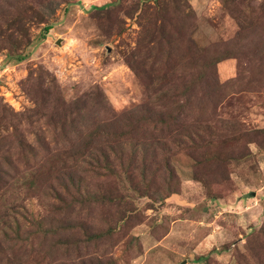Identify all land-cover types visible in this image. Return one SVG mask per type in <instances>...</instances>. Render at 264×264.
Instances as JSON below:
<instances>
[{
  "label": "rangeland",
  "instance_id": "rangeland-1",
  "mask_svg": "<svg viewBox=\"0 0 264 264\" xmlns=\"http://www.w3.org/2000/svg\"><path fill=\"white\" fill-rule=\"evenodd\" d=\"M107 124L139 144L129 181L89 166L95 142L55 159ZM142 159L157 171L144 180ZM33 219L83 224L64 237L79 250L22 237ZM0 251V264H264V0H0Z\"/></svg>",
  "mask_w": 264,
  "mask_h": 264
},
{
  "label": "trees",
  "instance_id": "trees-1",
  "mask_svg": "<svg viewBox=\"0 0 264 264\" xmlns=\"http://www.w3.org/2000/svg\"><path fill=\"white\" fill-rule=\"evenodd\" d=\"M50 30V27H45L44 31ZM18 55V54H17ZM17 57V56H16ZM23 56H18L17 60L22 61ZM126 124V120L123 119V122L121 123L120 121L115 123L116 128L120 129L124 127L123 125ZM109 125H100L99 127H95L92 129L90 132H86L84 140L85 142L82 144V146L79 148V150L75 153H72L71 150H69L67 153L64 154L63 156L60 157H55L56 160L58 161H63L66 162L68 161L71 157H75L77 155L75 161H79L82 158L89 157L91 154L87 151V147L90 146L91 144L95 142L97 145L98 149L100 150V153L97 152L98 158L92 157L90 159V162L88 163L89 166H92L94 170H103L105 172V176L108 177H113L117 176V169L123 172L125 176H127L128 181L131 179L133 175V171L135 170L136 167L134 165V160H138L137 153L140 151L138 145H131V147L126 148L125 146V141L126 139H121L120 135H116V133H110L109 132ZM112 130H114L113 126H111ZM85 130V129H84ZM120 131V130H119ZM84 131H82L83 133ZM122 136V135H121ZM109 137V138H108ZM104 145L102 148L99 146L100 142ZM109 146V147H107ZM145 149V148H144ZM92 151V149H91ZM145 159H142V166L140 168L139 172V178L144 180V177L146 173L145 171H149V175L152 174L153 176L157 173L156 170H153L150 168L149 164H146L144 161ZM167 171L170 170L168 164H165ZM92 168V169H93ZM171 174V171H169ZM78 181L76 180V183H73L71 180V187L75 190V192H78V186H80L81 182L79 178L77 177ZM25 186V185H24ZM27 190H30L32 187L35 188L36 185L33 184H28L25 186ZM69 189L68 187H66ZM64 203V202H63ZM62 203V204H63ZM70 204L67 205L65 208H69ZM62 210V209H61ZM31 228H33L35 231L34 233L27 232L25 235L22 237L28 238L30 237V241H32L34 238L38 237L40 238L43 242L50 239L52 240V247L58 248V247H63L66 246L68 248L69 246L72 248V250L76 251L79 250V240H74L73 241H64V237L66 234H74V231L77 230H84V225L83 224H76L74 226H66V227H59V226H52V225H45V223H42V219L40 220H35L31 222ZM75 236V235H73ZM96 235H90L87 239V242H92L91 240H95ZM101 236V235H100ZM17 239H21L19 236H15ZM28 240V239H27ZM81 242V241H80ZM85 243V244H86ZM83 245V244H82ZM2 253V251H0Z\"/></svg>",
  "mask_w": 264,
  "mask_h": 264
}]
</instances>
